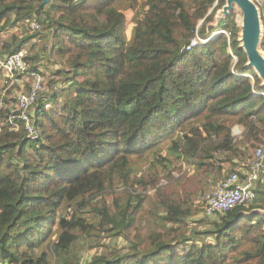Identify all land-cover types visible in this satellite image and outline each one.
<instances>
[{"label":"trees","instance_id":"obj_1","mask_svg":"<svg viewBox=\"0 0 264 264\" xmlns=\"http://www.w3.org/2000/svg\"><path fill=\"white\" fill-rule=\"evenodd\" d=\"M41 2L0 0V33L35 16L42 23L12 33L0 54L48 34L72 83L64 101L55 92L53 104L37 102V139L9 128L0 90V264H264V186L248 206L194 217L202 209L194 197L214 172L264 143V79L249 64L241 7L49 0L37 14ZM257 5L264 22V2ZM197 34L208 39L189 48ZM29 60L38 69V55ZM237 123L246 127L240 140ZM148 152L164 168L135 176ZM143 208L161 218L145 235ZM192 219L206 222L187 231ZM120 236V250L98 249ZM86 248L96 250L86 256Z\"/></svg>","mask_w":264,"mask_h":264},{"label":"built area","instance_id":"obj_2","mask_svg":"<svg viewBox=\"0 0 264 264\" xmlns=\"http://www.w3.org/2000/svg\"><path fill=\"white\" fill-rule=\"evenodd\" d=\"M28 23L32 30L39 29L42 24L38 16L28 20ZM207 39L197 34L189 48ZM29 55L27 47L14 53L0 54V71L4 78L1 105L9 109L6 121L10 129L24 128L27 136L37 139L40 133L35 125L36 104L48 86L45 74L40 69H31ZM10 92H13L14 105L9 103L12 99ZM2 124L0 116V127ZM263 174L264 143L257 147L252 157L239 160L234 169L201 193L204 213L216 217L237 206L254 203L264 181Z\"/></svg>","mask_w":264,"mask_h":264},{"label":"rangeland","instance_id":"obj_3","mask_svg":"<svg viewBox=\"0 0 264 264\" xmlns=\"http://www.w3.org/2000/svg\"><path fill=\"white\" fill-rule=\"evenodd\" d=\"M256 2L258 4H263L264 0H256ZM258 9H259V7H258ZM259 11H260V9H259ZM127 12L129 14L132 13V11L130 9H127ZM260 16H261V12H260ZM260 20H261V38H262L263 29H264V22L262 20V17H260ZM27 24L28 23L26 21L25 23H21L15 27L11 26L8 29L2 31L0 33V45L5 40H10L12 38V33L16 32V31H19L20 34L30 33L32 29H30V27ZM241 24L243 25V22H241ZM132 30H133V24L131 23L127 27V33H128L129 37L132 36ZM220 32L221 31H217V32L213 33L212 37L219 35ZM223 32L228 34L227 31H223ZM32 41H33L32 45L28 44L30 53L32 55L33 54L38 55V60H37L38 69H40L45 74L46 79H47L48 88L45 91L47 93H44L42 95L43 101L48 102L49 105L53 104L54 103L53 97H54L55 92L58 93L57 94V101L58 102L64 101L65 97L67 95V91L69 90V86L72 83V81L70 82L71 73L68 71L69 67H67V65L64 63V61H62V59L59 58V55H58L56 49L52 46V44H53L52 39H51V37H49L48 34L40 35L36 38L34 37ZM204 41H206V40H204ZM201 42H203V41H201ZM33 43H34V46H33ZM260 51L264 55V50L260 48ZM3 79H4L3 75L0 71V90H1V92L4 89V80ZM9 96L12 97V99L9 101L10 105H14L15 101H14V97H13V92H10ZM162 154H166L170 157L176 158V156L173 155L171 153V151H168L167 148L162 149ZM181 162L185 166V170H189V171L193 170L194 164L190 163L191 161L189 158H184L183 161H181ZM153 164L155 166H157V168L160 171L164 168V164L162 163V161H160V159H158L157 157L154 156V153H150V152L146 153L142 158L139 159L138 162H136V165H135L136 168L134 171V175L138 176V177H139V174H143V175L147 176L148 171L155 170L154 169L155 166H153ZM231 168H232L231 165L226 164L222 170L215 171L214 175H213V180L209 183V185L211 183L218 182V180L221 179L224 175H226L231 170ZM174 173L176 175H179V173L177 171H174ZM163 183H167V181L164 179ZM262 186H264L263 183L260 185V187H262ZM139 187H140V190L142 191L143 190L142 187L140 185H139ZM149 189L151 190V188H149ZM201 193L199 194V196L195 195V197L196 198L198 197V198L196 199L194 197V202H195V204L198 203L202 207V203L200 202ZM259 200L264 201V195L261 194L258 201ZM149 201H150V199L147 198L145 200V203L148 204ZM202 209H203V207H202ZM202 209H200L198 215L194 216L196 219L202 218L201 216L205 214ZM140 216H141V218L138 220V222H139V225L141 226V230H142V233L144 235L147 234L154 227H156V225L159 224V222L161 223V220H160L161 218L158 217L157 210L152 211V210H149L147 208H145V209L143 208V210L140 212ZM199 222H200V220L193 221V219H192L189 222V226L185 227V229H187V231H189L191 229V227H196L197 229H200L202 227V225L206 222V220H204L202 222L203 224H201ZM55 231L53 232L54 234L56 233ZM123 239L124 238L122 236H120L118 238H114V239L109 238V237L103 238L102 239L103 241L110 242L111 245L110 246L101 245L98 247V249H101V250H104L107 252L110 250H117L118 251L121 248H123L122 247ZM95 250H96V248H94L92 250L86 248V250H85L87 252V253H85L86 256H90V254Z\"/></svg>","mask_w":264,"mask_h":264},{"label":"water","instance_id":"obj_4","mask_svg":"<svg viewBox=\"0 0 264 264\" xmlns=\"http://www.w3.org/2000/svg\"><path fill=\"white\" fill-rule=\"evenodd\" d=\"M48 2L49 0H42L40 8L36 11L37 14ZM234 2L241 7L244 13L242 40L249 57V64L253 65L264 79V55L258 46L261 38V16L258 5L254 0H228V6L232 7ZM202 22L203 20L200 22L199 27ZM235 59L237 60V57Z\"/></svg>","mask_w":264,"mask_h":264},{"label":"crops","instance_id":"obj_5","mask_svg":"<svg viewBox=\"0 0 264 264\" xmlns=\"http://www.w3.org/2000/svg\"><path fill=\"white\" fill-rule=\"evenodd\" d=\"M246 131V127L243 124L237 123L233 126V135L236 139H242L244 137V133ZM239 161V159H237Z\"/></svg>","mask_w":264,"mask_h":264},{"label":"bare ground","instance_id":"obj_6","mask_svg":"<svg viewBox=\"0 0 264 264\" xmlns=\"http://www.w3.org/2000/svg\"><path fill=\"white\" fill-rule=\"evenodd\" d=\"M215 35V34H214ZM212 36V35H211ZM220 165V164H219Z\"/></svg>","mask_w":264,"mask_h":264}]
</instances>
